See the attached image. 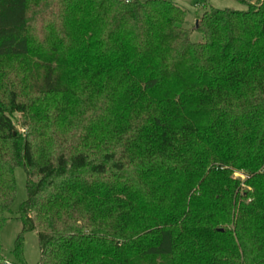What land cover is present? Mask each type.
<instances>
[{"label": "trees", "instance_id": "obj_1", "mask_svg": "<svg viewBox=\"0 0 264 264\" xmlns=\"http://www.w3.org/2000/svg\"><path fill=\"white\" fill-rule=\"evenodd\" d=\"M239 1L189 27L173 0H0L17 258L34 231L38 264H264V0Z\"/></svg>", "mask_w": 264, "mask_h": 264}, {"label": "rangeland", "instance_id": "obj_2", "mask_svg": "<svg viewBox=\"0 0 264 264\" xmlns=\"http://www.w3.org/2000/svg\"><path fill=\"white\" fill-rule=\"evenodd\" d=\"M178 2L181 6L186 8L187 16L185 24L189 27L197 26L198 16L210 6L215 7H233V8H246L247 6L239 0H173ZM202 37V33L198 29H194L192 32V39L199 40ZM20 113L12 114L14 122L17 124L19 130H25L24 126L19 123ZM15 177L17 192L12 205L11 211L8 212V221L0 230V242L2 244V254L4 256L5 264H38L41 258V249L39 246L38 233L26 232L24 233L23 251L24 258H17L14 255L15 242L20 235L23 222L20 217L19 211L23 200L27 197V185H26V171L23 166L15 167ZM236 175H241L237 172Z\"/></svg>", "mask_w": 264, "mask_h": 264}, {"label": "water", "instance_id": "obj_3", "mask_svg": "<svg viewBox=\"0 0 264 264\" xmlns=\"http://www.w3.org/2000/svg\"><path fill=\"white\" fill-rule=\"evenodd\" d=\"M197 23H198V19H197ZM199 24V23H198Z\"/></svg>", "mask_w": 264, "mask_h": 264}, {"label": "built area", "instance_id": "obj_4", "mask_svg": "<svg viewBox=\"0 0 264 264\" xmlns=\"http://www.w3.org/2000/svg\"><path fill=\"white\" fill-rule=\"evenodd\" d=\"M127 1V0H126Z\"/></svg>", "mask_w": 264, "mask_h": 264}]
</instances>
